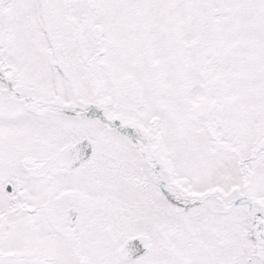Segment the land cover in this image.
<instances>
[{"label": "snow or ice", "instance_id": "1", "mask_svg": "<svg viewBox=\"0 0 264 264\" xmlns=\"http://www.w3.org/2000/svg\"><path fill=\"white\" fill-rule=\"evenodd\" d=\"M0 264H264V0H0Z\"/></svg>", "mask_w": 264, "mask_h": 264}]
</instances>
